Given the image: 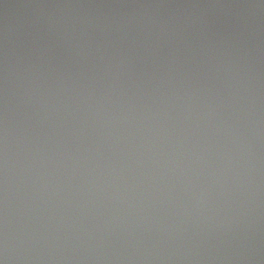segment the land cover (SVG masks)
<instances>
[{"label": "water", "instance_id": "water-1", "mask_svg": "<svg viewBox=\"0 0 264 264\" xmlns=\"http://www.w3.org/2000/svg\"><path fill=\"white\" fill-rule=\"evenodd\" d=\"M0 264H264V0H0Z\"/></svg>", "mask_w": 264, "mask_h": 264}]
</instances>
